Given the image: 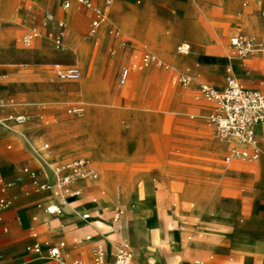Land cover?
I'll return each mask as SVG.
<instances>
[{
	"label": "crops",
	"instance_id": "0c3cea01",
	"mask_svg": "<svg viewBox=\"0 0 264 264\" xmlns=\"http://www.w3.org/2000/svg\"><path fill=\"white\" fill-rule=\"evenodd\" d=\"M14 1L0 0V15L7 16ZM28 1L37 2L30 8L33 7L35 13L39 14L43 12V6L48 0ZM105 1L93 0L97 7L104 6ZM53 5L59 6L64 11L72 9L74 5L83 7L74 3L70 9L65 10L55 0H53ZM263 9L264 0H252L250 7H247L246 4L242 5V0H112L106 20L97 30L95 36L106 25L108 17L111 25L107 28V33L111 35L110 28L118 29L121 32V37L117 38L119 42L130 44H128L129 47H126L127 49L120 51L118 59H112L113 62H110L108 69H104L107 72L108 84L112 87L120 67L129 61V50L133 52L134 60L141 66V55L149 52L157 55L170 66L169 69L155 68L164 71L170 70L172 64L161 58L158 53L162 54L163 48L170 41L182 40L183 42L176 47L179 57L175 61L179 66L187 67L183 70H176L175 83H178V78L181 75H188L192 78V82L186 86L190 87V92H199V87L203 84L223 89L226 85L227 69H231L243 87L264 94V12L260 15V11ZM86 10L92 13L93 21L94 13ZM49 13L53 15L51 12H47L46 15ZM83 13H85L84 10ZM215 21L224 26L231 21L240 24L242 33L239 32L233 36L243 34L255 37L261 41L263 50L246 58H239L230 47V40L226 47L220 46L216 42V33L213 27ZM0 23L2 24L1 32L3 30L1 18ZM122 29L133 40L145 42L152 49L145 44L135 45L124 35ZM150 32L156 35V40L149 39ZM182 45H189L188 53L179 52L178 49ZM5 46L6 42L0 37V82L16 76L19 71L18 68L9 64L13 61L14 54L4 49ZM82 56H84L83 52ZM55 64L60 63H54L51 67L57 77L53 68ZM135 67L136 65L133 68ZM124 69L129 70V76L127 81L122 84L121 76ZM124 69L119 74L120 85H125L134 74L131 68ZM25 75L27 73L21 71L18 76ZM96 76L95 68L87 70L88 80L92 81ZM114 91L117 92V89L114 88ZM18 97L35 102L39 99V93L29 91L19 93ZM202 99V101L193 104L195 110L204 114L214 113L216 104L203 97ZM0 105L4 107L2 117L33 115L27 109L17 108L25 104L7 100L2 87H0ZM87 105L88 112L83 120L84 124L81 127V122H79L76 123V126L81 129L88 126L90 130L87 135L97 139L94 150L91 149V142L87 139V151L93 162L89 158L87 159L98 172L99 178L96 181H77L73 185V189L80 190L81 196L77 199H70L69 204L66 205H62V202L54 198L49 191L39 190L34 185V181L53 182L55 179L53 167L66 162L50 163L47 159L49 154L43 151L49 148L48 144H45L42 149L35 147L37 134L32 131L33 123H29L32 119L24 125H12L10 128L0 125V199L9 201L7 207L0 209V264H53L46 258L27 250V247L39 243L43 246L44 254H46V243L57 244L59 242L65 244L62 253L67 261L81 260L88 264H92V251L97 243H102L105 247V264H112L117 246L127 243L133 252L135 264H139L128 241H118L111 251L110 245L102 241L105 233L103 234L99 229L100 223L97 222L101 211H95L99 209L95 205L98 201H103L105 197L97 198L99 194L92 190L91 186H96L100 180V170L94 165L96 164L93 157L94 151L102 154L100 163L114 161L112 156L106 154L105 142L99 135L100 120L103 112L109 106L98 108L94 103L88 102ZM115 113L121 116V112L117 109ZM133 131L134 129L129 133L131 134ZM256 136L263 154L254 162L242 160L226 162L225 160L228 165H223L221 163L222 155L233 147L227 142L214 141L212 143L214 150L190 154L193 159L191 163L187 164L191 171L190 181L182 184L180 190L199 192L202 195L190 198L188 201L187 194L180 196L178 200L180 206L185 208L189 215L183 217L177 214L175 216L177 228L173 232L162 229L163 243L169 238L172 239L179 252L165 261L162 260L163 263L178 264L183 260L187 261L183 264H264V124L256 128ZM240 148L252 150L246 146H240ZM181 165L185 164H179V166ZM25 169L35 172L36 178L34 179L26 173ZM144 185L149 186L152 190L150 178H145L140 183V186ZM209 194H212V198L208 201L206 210H203V195L208 196ZM187 202L190 203L189 207L185 206ZM122 203V197L118 195L108 206L111 209L103 210L104 213H110L111 219L108 221L111 224L110 229L118 228L121 225L124 214L118 222H114L112 218L116 207L124 209ZM53 205L59 206L60 214L47 212V207ZM74 209L81 214L89 213L92 219L87 222L79 220L73 213ZM202 213L204 221L197 226L198 233L194 238H190L189 245L185 244L186 232L194 228V220ZM81 222L85 223L82 226L83 229H81ZM84 233H87L86 243L81 245V235ZM87 236L92 238L88 240Z\"/></svg>",
	"mask_w": 264,
	"mask_h": 264
},
{
	"label": "rangeland",
	"instance_id": "374dc122",
	"mask_svg": "<svg viewBox=\"0 0 264 264\" xmlns=\"http://www.w3.org/2000/svg\"><path fill=\"white\" fill-rule=\"evenodd\" d=\"M35 4L37 2L15 0L8 15H0L3 21L0 37L6 42L4 49L14 54L13 61L9 64L19 69L16 76L1 81L0 87L4 89L7 100L25 104L17 108L27 109L33 114L29 123H33L32 131L37 134L35 147L42 149L45 144L49 145L43 151L49 154L47 159L50 163H63L79 157L89 158L93 162L87 151V138L94 140V143L97 139L87 135L90 130L88 126L81 129L76 123L85 119L87 102L94 103L98 108L109 106L100 120L99 135L105 142L106 154L112 156L114 161L96 162L94 165L100 170V180L96 186L89 185L99 194L97 198L105 197L95 205L99 208L95 211H101L97 222L100 223L99 229L105 233L102 241L110 245V251L118 241H128L139 264H165L162 260L179 253L175 242L170 238L163 244L155 241L154 228L149 225L152 221L132 216L127 198L129 195L125 191L143 188L145 185L140 186V183L145 178H150L160 212V227L173 232L177 228L175 216L189 215L180 206V196L187 194L188 201L202 195L199 192L180 190L182 184L190 181L191 171L187 165L193 161L190 154L214 150V141L225 143L215 135L210 124L209 117L213 113L204 114L195 110L193 104L203 100L201 94L198 91L190 92V87L175 83L176 70L187 67L179 66L175 61L179 57L176 47L183 41H170L163 48L162 54L158 53L172 64L168 71L142 67L129 50V61L120 67L111 87L104 69H108L112 59H118L120 51L127 49L130 43L121 44L116 37L107 33V28L111 25L108 17L106 25L95 36L91 34L92 13L84 7L74 5L72 9L64 11L53 5V0H48L43 6V12L36 14L33 7L30 8ZM245 4L250 7L252 0H242V5ZM47 12L55 16L54 23L46 21ZM263 12L264 9L260 11V15ZM59 22L64 23L62 30L66 36L64 46L60 49L55 46ZM213 27L216 42L223 47H226L234 34L242 33L241 25L234 21L226 26L215 21ZM31 30H36L39 36L30 47H25L22 38ZM122 31L135 45H148L133 40L123 29ZM155 36L149 33L151 41L156 40ZM148 47L151 48L149 45ZM54 63H60L64 67H79L81 78L73 83L59 80L51 70ZM93 68L96 69L97 76L90 81L86 73ZM124 68H133L134 74L125 85H120L119 74ZM21 71L27 75L19 77ZM29 91H37L39 99L29 102L18 97L19 93ZM77 105L84 107L82 116L69 112ZM116 109L121 112V116L115 113ZM133 129L130 134L129 131ZM230 151L229 148L222 155L223 165H228L225 158ZM118 195L123 200L124 216L120 228L110 229V213H104L103 210L111 209L108 206ZM211 198L212 194L203 195V210H206ZM189 205V202L185 203V206ZM203 221L202 213L194 220V228L186 232L185 244L191 243L190 238L196 236L197 226ZM83 224L85 223L81 222V229ZM86 234L81 235V245L86 243ZM185 262L187 261L182 260L178 264Z\"/></svg>",
	"mask_w": 264,
	"mask_h": 264
},
{
	"label": "built area",
	"instance_id": "2783aa9c",
	"mask_svg": "<svg viewBox=\"0 0 264 264\" xmlns=\"http://www.w3.org/2000/svg\"><path fill=\"white\" fill-rule=\"evenodd\" d=\"M63 9H70L74 3L82 5L86 9L92 11L95 15L92 21L91 34L95 35L97 30L106 20L108 8L112 0H106L104 6H95L93 0H55ZM48 23H54L55 17L52 14L46 15ZM59 34L55 39L56 48L64 46L65 31L64 23L59 22ZM2 24L0 23V30ZM109 33L116 38L121 37V32L118 29L110 28ZM39 33L36 30H31L23 36L22 43L25 47H30L34 40L38 38ZM126 44V42H123ZM230 47L235 51L239 58H246L251 54L263 50L261 41L255 37L238 34L230 39ZM179 52L188 53L189 45L179 47ZM142 66L161 67L169 69L170 66L164 63L157 55L146 52L141 55ZM54 71L57 77L62 81L75 82L78 81L82 73L76 66L64 67L60 64L54 65ZM129 76V70L124 69L121 76V83L124 84ZM192 82V78L188 75H181L178 78V83L183 86H188ZM199 92L203 98L216 104V111L209 117L210 123L214 128L215 135L222 141L233 145L230 153L226 157V162L234 160L242 161H257L263 151L259 147V141L256 136V128L264 124V94L243 87L237 78L233 75L231 69H227L226 85L223 89H217L211 85L203 84L199 87ZM3 105H0V125L5 128H10L12 125H24L33 118V115H20L2 117ZM70 113L82 116L84 108L75 106L69 110ZM240 146L251 148L242 149ZM48 147L47 145L45 146ZM55 179L53 182L34 181V185L39 190L49 191L51 195L62 202V205L69 204L70 199H77L81 196L80 190L73 189V185L77 181H96L99 178L98 172L91 166L89 159L76 158L72 161L59 164L53 167ZM25 172L30 174L34 179L35 172L25 169ZM9 201L0 199V209L7 207ZM61 207V205H60ZM47 212L50 214H60L61 211L52 209V206L47 207ZM74 215L83 221H90L92 216L89 213H82L74 209ZM124 209L116 207L113 212V221L118 222ZM87 236L86 239H91ZM65 247L63 242L57 244L46 243V254L44 248L39 243H34L27 247V250L36 253L38 256L46 258L53 264H88L81 260L67 261L63 257L62 250ZM92 264H105L106 251L102 243H97L92 251ZM112 264H135L133 252L127 243H122L117 246Z\"/></svg>",
	"mask_w": 264,
	"mask_h": 264
},
{
	"label": "bare ground",
	"instance_id": "6f19581e",
	"mask_svg": "<svg viewBox=\"0 0 264 264\" xmlns=\"http://www.w3.org/2000/svg\"><path fill=\"white\" fill-rule=\"evenodd\" d=\"M83 124L84 123L82 121L81 127ZM89 140L91 142L90 145L91 149L93 150L96 149V144L94 143V140L92 139ZM93 157L96 163L100 161L102 154L98 151H94ZM126 193H128L129 195V197L127 198L130 202V209L132 210V216L139 220H151L152 224H150L149 222V225H151V227L154 228L155 241L159 244H162L163 243V239L161 237L162 228L160 227L159 224L160 212L156 204V201L154 199V195L151 188L146 185L143 188H138L137 190L134 191H125V194ZM52 209L60 210L58 205H53Z\"/></svg>",
	"mask_w": 264,
	"mask_h": 264
}]
</instances>
